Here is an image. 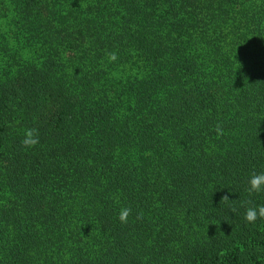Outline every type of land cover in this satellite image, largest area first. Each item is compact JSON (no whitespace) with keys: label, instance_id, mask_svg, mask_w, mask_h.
<instances>
[{"label":"trees","instance_id":"1","mask_svg":"<svg viewBox=\"0 0 264 264\" xmlns=\"http://www.w3.org/2000/svg\"><path fill=\"white\" fill-rule=\"evenodd\" d=\"M252 172L264 0H0V264H264Z\"/></svg>","mask_w":264,"mask_h":264},{"label":"clouds","instance_id":"2","mask_svg":"<svg viewBox=\"0 0 264 264\" xmlns=\"http://www.w3.org/2000/svg\"><path fill=\"white\" fill-rule=\"evenodd\" d=\"M116 58L115 53L109 55L110 60ZM215 131L218 136L223 135L222 127L217 124ZM39 143V131L36 128H27L24 130V138L21 140V144L25 149L34 148ZM249 194L264 192V172L256 173L252 172L248 180ZM222 201L228 202L229 196L226 194L221 198ZM247 205L245 210V220L248 223H255L258 218H264V205L251 206L252 201H246ZM132 209L130 207L121 208L118 213V219L121 223H127L128 217L131 215ZM139 218V216L137 217Z\"/></svg>","mask_w":264,"mask_h":264}]
</instances>
